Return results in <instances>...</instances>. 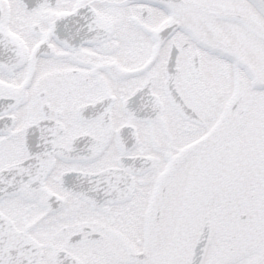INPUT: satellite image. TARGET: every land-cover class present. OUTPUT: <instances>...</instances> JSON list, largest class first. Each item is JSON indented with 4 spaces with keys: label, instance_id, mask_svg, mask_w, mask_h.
Wrapping results in <instances>:
<instances>
[{
    "label": "snow or ice",
    "instance_id": "6c2138e0",
    "mask_svg": "<svg viewBox=\"0 0 264 264\" xmlns=\"http://www.w3.org/2000/svg\"><path fill=\"white\" fill-rule=\"evenodd\" d=\"M0 264H264V0H0Z\"/></svg>",
    "mask_w": 264,
    "mask_h": 264
}]
</instances>
